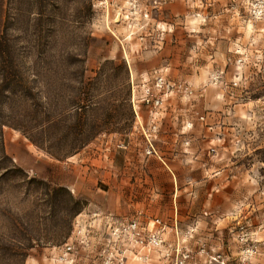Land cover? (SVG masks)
<instances>
[{"label": "rangeland", "instance_id": "obj_1", "mask_svg": "<svg viewBox=\"0 0 264 264\" xmlns=\"http://www.w3.org/2000/svg\"><path fill=\"white\" fill-rule=\"evenodd\" d=\"M151 92L158 104L144 100ZM47 101L58 134L100 131L76 152L88 188L104 184L100 154L114 155L132 132L137 147L153 150L160 124L179 122L185 110L188 135L204 128L203 220L173 225L175 238L163 236L168 222L152 220L144 237L156 232L161 241L135 246L132 257L113 231L124 220L89 212L67 187L76 153L60 160L30 140L46 127ZM14 142L48 168L11 156ZM0 146L10 157L0 153V264H264V0H0ZM215 166L233 184L228 208L213 203ZM52 167L64 172L59 180L48 177ZM69 223L67 236L29 245L58 238Z\"/></svg>", "mask_w": 264, "mask_h": 264}, {"label": "crops", "instance_id": "obj_2", "mask_svg": "<svg viewBox=\"0 0 264 264\" xmlns=\"http://www.w3.org/2000/svg\"><path fill=\"white\" fill-rule=\"evenodd\" d=\"M139 113L145 118L148 115L144 111ZM179 116L180 121L172 125L167 119L160 124L159 139L154 142L153 150L147 153L143 145L136 146L132 132L123 146L116 144L114 155L100 154L97 170L99 180L104 183L102 185H93V188L85 185L82 174L87 171L80 167L83 162L80 154L76 153L72 158L78 160L79 163L76 164L79 165L68 166L65 172L67 187L89 201V212L114 216L124 221L138 218L142 221L141 224L149 228L152 226V220L159 218L168 222L171 229L163 233V236L177 237L172 230L173 225L177 224L182 231L197 218L198 223L203 220L204 201L206 203L208 199V196H204L203 184L205 173L210 171L204 168L206 163L202 160L203 126L197 123L192 130L194 134L188 135L185 132V110L182 114L179 113ZM188 137L194 138L190 148L185 144ZM189 150H192L193 154H190ZM7 151L28 168L35 166L42 171L48 168L47 162L42 158L31 157L27 146L22 142L8 145ZM215 168L213 176L219 175V187L214 194L213 203L224 208L226 205L228 208L229 202L232 203L233 184L229 186V173L225 166ZM63 174L62 170L52 167L48 177L59 180L58 177ZM180 236L183 234L180 233ZM129 253L133 257V252ZM132 261L128 259L130 264H133Z\"/></svg>", "mask_w": 264, "mask_h": 264}, {"label": "trees", "instance_id": "obj_3", "mask_svg": "<svg viewBox=\"0 0 264 264\" xmlns=\"http://www.w3.org/2000/svg\"><path fill=\"white\" fill-rule=\"evenodd\" d=\"M82 75L85 76V73H83ZM45 98L47 100L49 97L46 95ZM123 99H126V96L123 97ZM47 104L48 105H46L45 107L46 110L43 116L46 127L43 128L41 131L42 136L30 135L29 138L40 148L46 150L54 158L61 160L76 153L81 146L87 144L92 139V137L95 136V133L100 132V131L93 132L90 130L88 131L84 127H79L76 130L66 129L60 132V134H58L54 130V125H53L54 118L52 112L50 111L51 107L49 105V101H47ZM74 107L78 111H83L85 110V108L88 107V103H83V104L78 103ZM65 113L69 114V109L65 110ZM80 113H81L80 116L82 117L83 112ZM81 117L79 119H81ZM70 139L71 140L76 139L78 142L72 144V142H68L70 141ZM0 153H3L1 146H0ZM3 156L10 158L8 155L5 154V152L3 153ZM71 199L75 205V208L73 210L74 214H77L81 210V206H80L81 202L78 199H76L72 194H71ZM61 229L62 230L58 238L52 240V239H46L43 236L31 237L29 238V245H33V243H37V244L50 243V241L54 243L57 239L67 236V234L71 229V224L69 223L67 226Z\"/></svg>", "mask_w": 264, "mask_h": 264}, {"label": "built area", "instance_id": "obj_4", "mask_svg": "<svg viewBox=\"0 0 264 264\" xmlns=\"http://www.w3.org/2000/svg\"><path fill=\"white\" fill-rule=\"evenodd\" d=\"M156 87L159 90H169L170 84L164 78L162 74H157L155 76ZM156 98H152V97ZM146 102H150L153 100L155 104H158L161 101L160 96H156L155 93H147V96L144 97ZM157 222L162 224L159 219H156L154 223ZM114 226V234L123 243L128 244V248L133 251V248L137 245L146 246L149 243H159L161 241L160 235L156 232H152L151 235L147 238L144 237L145 231H147V227L143 226L138 218H133L127 221H113ZM72 246L68 245L67 249L70 250ZM118 264H127L126 259L121 258Z\"/></svg>", "mask_w": 264, "mask_h": 264}]
</instances>
